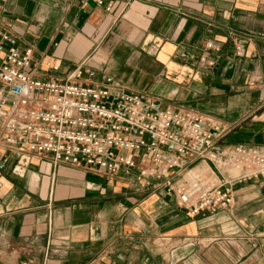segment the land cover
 I'll list each match as a JSON object with an SVG mask.
<instances>
[{
  "label": "crops",
  "instance_id": "0c3cea01",
  "mask_svg": "<svg viewBox=\"0 0 264 264\" xmlns=\"http://www.w3.org/2000/svg\"><path fill=\"white\" fill-rule=\"evenodd\" d=\"M0 27L31 46L39 77L83 61L81 79L92 68L95 82L209 116L225 143L264 145V0H4ZM231 188L226 207L192 215L136 169L105 175L11 153L0 264H264V175Z\"/></svg>",
  "mask_w": 264,
  "mask_h": 264
},
{
  "label": "built area",
  "instance_id": "2783aa9c",
  "mask_svg": "<svg viewBox=\"0 0 264 264\" xmlns=\"http://www.w3.org/2000/svg\"><path fill=\"white\" fill-rule=\"evenodd\" d=\"M103 6L108 10L110 2ZM83 68L79 61L64 77H39L31 46L0 27V128L8 149L0 152V169L11 153L105 175L136 169L137 177L159 179L192 215L226 207L233 179L264 175V145L225 143L224 127L209 116L122 89L109 76L95 82L92 68L81 79ZM232 167L237 175L216 177L215 170Z\"/></svg>",
  "mask_w": 264,
  "mask_h": 264
},
{
  "label": "bare ground",
  "instance_id": "6f19581e",
  "mask_svg": "<svg viewBox=\"0 0 264 264\" xmlns=\"http://www.w3.org/2000/svg\"><path fill=\"white\" fill-rule=\"evenodd\" d=\"M231 169H235V167H232ZM201 170L206 171L205 166H204V167H201ZM224 172H225V171H224Z\"/></svg>",
  "mask_w": 264,
  "mask_h": 264
}]
</instances>
